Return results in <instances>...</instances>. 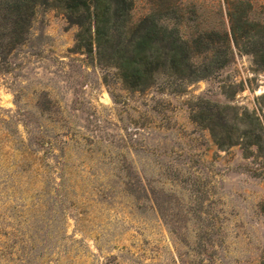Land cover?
Returning <instances> with one entry per match:
<instances>
[{"label":"rangeland","instance_id":"rangeland-1","mask_svg":"<svg viewBox=\"0 0 264 264\" xmlns=\"http://www.w3.org/2000/svg\"><path fill=\"white\" fill-rule=\"evenodd\" d=\"M128 1L179 59L137 85L60 0H0V264H264V160L211 131L264 120L246 39L220 63L236 0Z\"/></svg>","mask_w":264,"mask_h":264},{"label":"trees","instance_id":"trees-1","mask_svg":"<svg viewBox=\"0 0 264 264\" xmlns=\"http://www.w3.org/2000/svg\"><path fill=\"white\" fill-rule=\"evenodd\" d=\"M18 10H24L29 16L31 9L37 4V0H13ZM47 3V0H43ZM75 15L70 18L73 23L81 24L90 20L94 27L97 41H103V46L108 53L119 61V68L125 71V79L137 85L142 79H149L153 73H157L167 64H178L176 56H170L167 51L166 29L157 22L145 18L136 30L131 31L128 25L129 13L132 3L128 0H60ZM252 6L247 0H236L235 7L228 11L229 36L224 33V53L222 61L227 62L231 40L235 48H239L242 39H246L248 45L241 48L245 53H250L264 63V24L254 22ZM202 17L199 15V18ZM202 23V22H201ZM199 23V25L201 24ZM200 27V26H199ZM257 28V29H256ZM261 28V29H259ZM200 31V30H199ZM199 32V46L206 52L211 51L206 44V31ZM130 33V34H129ZM230 38V39H229ZM240 49V48H239ZM166 50V51H165ZM188 58L184 66L192 68L193 64ZM206 71V70H204ZM194 73V72H193ZM202 78L206 74L199 72ZM247 129L237 136L222 138L218 132L213 131L217 143L223 145H241L243 149L255 148L254 156L264 160V120L256 115L249 117ZM246 127V126H245ZM228 141V142H226ZM226 143V144H225ZM253 156V154H252Z\"/></svg>","mask_w":264,"mask_h":264}]
</instances>
